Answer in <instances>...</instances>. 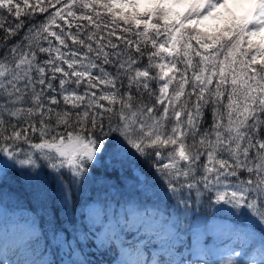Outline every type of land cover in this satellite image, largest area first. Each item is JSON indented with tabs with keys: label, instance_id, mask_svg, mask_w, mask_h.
<instances>
[{
	"label": "snow or ice",
	"instance_id": "1",
	"mask_svg": "<svg viewBox=\"0 0 264 264\" xmlns=\"http://www.w3.org/2000/svg\"><path fill=\"white\" fill-rule=\"evenodd\" d=\"M219 246L264 264V0H0V264Z\"/></svg>",
	"mask_w": 264,
	"mask_h": 264
},
{
	"label": "trees",
	"instance_id": "2",
	"mask_svg": "<svg viewBox=\"0 0 264 264\" xmlns=\"http://www.w3.org/2000/svg\"><path fill=\"white\" fill-rule=\"evenodd\" d=\"M9 211L10 212L16 211L17 213H21V212L26 211V209H15V210L9 209ZM88 223L90 226H93L92 221H89ZM105 235H109V233L106 232ZM2 239H3L4 245H5V255L8 254L7 249L9 247H12L16 244H22L24 242L23 235H19V234L18 235L5 234L2 237ZM56 246L57 245L55 243L50 245L48 259L64 260L65 262H67L68 256L66 255V253H67L68 249H67L66 245L62 246L61 251L55 257L51 256V252L53 249L56 248ZM207 251L208 252L205 256H208L209 258L217 259L218 264H225V261L228 259L229 255H231L230 253H227L228 250L222 246L212 248V251H210V250H207ZM213 254H216V255H213ZM201 257H204V256H201ZM145 258H146V256H144L143 254H125L124 256L121 257V259L128 261L129 264H134L137 261L143 260ZM198 264H203V258H201V260L198 262Z\"/></svg>",
	"mask_w": 264,
	"mask_h": 264
},
{
	"label": "rangeland",
	"instance_id": "3",
	"mask_svg": "<svg viewBox=\"0 0 264 264\" xmlns=\"http://www.w3.org/2000/svg\"><path fill=\"white\" fill-rule=\"evenodd\" d=\"M210 251H212V249H209ZM200 251V254H201V256H205L206 254H207V250H199ZM213 255H216V254H213ZM134 264H136V263H134Z\"/></svg>",
	"mask_w": 264,
	"mask_h": 264
},
{
	"label": "bare ground",
	"instance_id": "4",
	"mask_svg": "<svg viewBox=\"0 0 264 264\" xmlns=\"http://www.w3.org/2000/svg\"><path fill=\"white\" fill-rule=\"evenodd\" d=\"M203 251V250H202Z\"/></svg>",
	"mask_w": 264,
	"mask_h": 264
}]
</instances>
